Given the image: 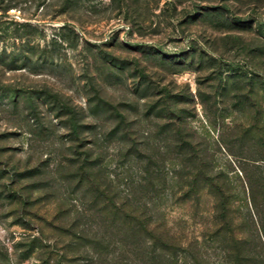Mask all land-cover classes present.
<instances>
[{"label":"rangeland","instance_id":"374dc122","mask_svg":"<svg viewBox=\"0 0 264 264\" xmlns=\"http://www.w3.org/2000/svg\"><path fill=\"white\" fill-rule=\"evenodd\" d=\"M4 5L13 7L0 12V264H228L213 198L182 185L188 164L177 132L193 134L206 169L230 184L233 236L246 240L252 264H264L240 172L258 167L264 178V147L256 131L237 135L252 112L239 105L243 82L232 81L264 74V0ZM253 85L264 134L263 84ZM125 129L140 143L138 158L124 156ZM91 149L99 180L181 247L161 252L103 224L74 179L78 155ZM260 216L264 226V209Z\"/></svg>","mask_w":264,"mask_h":264},{"label":"trees","instance_id":"16d2710c","mask_svg":"<svg viewBox=\"0 0 264 264\" xmlns=\"http://www.w3.org/2000/svg\"><path fill=\"white\" fill-rule=\"evenodd\" d=\"M13 6L4 5L3 0H0V12H7ZM204 13H199L194 22L200 21L204 18ZM20 27L26 29L30 28L28 22L22 24ZM69 28V24L65 23L61 30ZM74 38L77 36L74 34L73 28H70ZM19 39L28 37L27 32L21 34H16ZM29 39V38H28ZM108 44H104L107 46ZM109 46V45H108ZM112 45H110L111 47ZM255 74H235L232 77V81L237 79L243 82V86L237 89L238 96L241 98L239 105L243 104L245 113L251 111V125L244 131H237V135L242 137H252V132L256 131L257 134V144L264 147V134L262 133V108L260 104V97L258 93H255L252 89L254 87V82L258 81L262 85V92H264V74L260 73L258 69H255ZM221 84V81H220ZM220 84H218L217 89H219ZM250 90L248 91V89ZM258 96V98H257ZM204 105V100H201ZM178 104V103H177ZM254 110V111H253ZM176 110L173 109V113ZM254 112V114H253ZM174 115V114H173ZM121 121H124L123 116H119ZM176 118L175 121H180V116H173ZM78 135V134H77ZM77 137V142L80 141V134ZM176 145L178 148V154L183 158L182 160L188 164V168L184 167L187 164H183L186 169L184 174V180L182 185L188 188L187 194L191 196L192 194H197L199 191L205 190L206 194L213 198L215 205L213 208V226L214 234L217 236H222L223 241L226 243L228 250V264H252L251 261L255 260L250 256V252L246 247V240L237 238L233 236V230H231L232 225V210L231 206L234 199L233 189L230 184L225 180L216 177L211 174L210 168L206 169L203 164V159L200 152L194 145L193 134L177 132L176 133ZM123 138L126 141L125 147V157H136L140 156L141 153L140 143L137 141V137L134 133L129 131H124ZM238 139V137H236ZM78 145V149H82ZM82 156L76 159L77 163L76 172L74 173V179L78 186L85 189V192L90 195V201L93 204V209H95L101 217L103 218V224L109 229H118L115 232L123 233L125 237L133 239L147 240L155 248L161 252L166 251H176L178 247H181V241L175 240L173 236H170L168 232H164L159 229L152 219L147 217L142 210L132 204L131 201L125 199L119 201L116 195L112 192L111 186L107 183H102L99 180V171H96L97 158L91 150L87 152H82ZM150 160V159H149ZM260 161L264 162V158ZM257 162V161H255ZM259 169L254 167L251 172H246V170H241L240 172L244 174L243 180L241 181L244 191H247L246 195V208L250 207V212L252 217L255 219V223L259 228L260 235L263 238L264 243V226L263 218L260 216L262 209H264V178L261 174L256 176L253 174L255 170ZM245 185V187L243 186ZM251 216V215H250ZM251 217V218H252ZM119 227V228H118ZM108 231V230H107ZM112 231V230H111ZM262 243V244H263ZM262 247H264L262 245Z\"/></svg>","mask_w":264,"mask_h":264}]
</instances>
